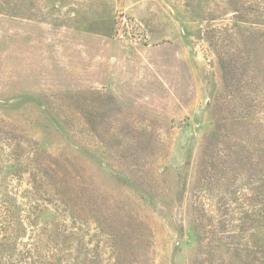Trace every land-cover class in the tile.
I'll return each mask as SVG.
<instances>
[{"label": "rangeland", "instance_id": "rangeland-1", "mask_svg": "<svg viewBox=\"0 0 264 264\" xmlns=\"http://www.w3.org/2000/svg\"><path fill=\"white\" fill-rule=\"evenodd\" d=\"M0 264H264V0H0Z\"/></svg>", "mask_w": 264, "mask_h": 264}]
</instances>
